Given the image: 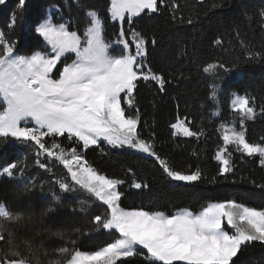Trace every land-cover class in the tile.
<instances>
[{
	"label": "snow or ice",
	"instance_id": "snow-or-ice-1",
	"mask_svg": "<svg viewBox=\"0 0 264 264\" xmlns=\"http://www.w3.org/2000/svg\"><path fill=\"white\" fill-rule=\"evenodd\" d=\"M197 2L207 4L205 17L226 6L223 0ZM5 4L6 0H0V5ZM15 8L5 29L0 30V144L30 148L41 169L52 172L49 162L59 164L66 175L52 181L58 191L50 189L51 199L38 208L33 195L38 189L43 193V186L27 179L20 163L0 168V179L19 181L11 192V202L0 200V264H248L249 246H264V208L241 202L248 193L234 191L222 202L207 203L198 212L187 207L170 213L145 206L129 209L123 206L128 193L122 186L143 197L150 190L149 183L138 179L131 167L127 169L130 181L110 177L86 158L89 149L103 151L102 144L139 153L176 182V188L229 182L234 174V153L258 158L264 168V137L253 143L246 135L247 122L257 115L255 98L233 92L234 116L224 121L216 107L219 84H213L208 96L216 107L212 115L222 121L216 131L223 130L219 137L222 144L213 156L218 162L214 176L209 178L199 164L194 168L190 165L189 170L174 168L158 151L155 133L145 137L139 128L136 93L140 82L166 93L171 81L146 63L149 44L157 45L155 36L149 40L143 31L131 26L137 18H154L165 11L174 22L189 27L200 24V17H185L177 0H110L109 17L121 27L114 39H108L105 21L94 7L84 8L82 31L73 29L71 21L30 16L29 0H16ZM259 18L264 29V10ZM125 24L131 27L130 33ZM17 27L34 32L43 48L26 49L30 54H21L18 41L11 38ZM213 43L222 46L223 41L217 38ZM240 43L245 62L264 63V50ZM237 68V64L217 62L208 63L202 71L218 80L221 73L230 74ZM259 111L264 114V105ZM194 125V118L177 114L169 127L173 137L197 142L207 139L203 123ZM252 184L264 198V183ZM74 194L78 206L63 202ZM63 209L81 216L86 224L71 232L53 231L46 221H57ZM22 228L32 235L21 238ZM45 234L49 240L62 243L49 252L45 242L37 240ZM85 236L106 237L108 242L98 250L81 251L77 245Z\"/></svg>",
	"mask_w": 264,
	"mask_h": 264
},
{
	"label": "trees",
	"instance_id": "trees-1",
	"mask_svg": "<svg viewBox=\"0 0 264 264\" xmlns=\"http://www.w3.org/2000/svg\"><path fill=\"white\" fill-rule=\"evenodd\" d=\"M180 12L185 16H199L201 23L189 27L174 22L167 11L153 17L137 18V23L131 27L143 31L149 40L155 36L157 45L148 46L146 63L158 74H162L171 83L167 84V92L157 91L154 85H145L140 82L136 93V104L140 111L141 123L139 128L143 136L147 137L154 132L156 146L161 155L166 156L172 166L179 170H189L199 164L205 174L210 178L216 174L218 162L213 159L217 145L222 144L219 139L221 131H216L222 122L220 118L212 115L218 107L224 121H230L234 114L231 109L232 93L249 95L255 98L257 115L255 120L247 122V138L250 142L259 143L264 137V114L259 109L264 105V63L245 62L244 49L241 41L257 51L264 50V29L261 28L259 12L264 10V0H223L225 7L204 16L207 4L200 5L197 0H177ZM247 7L241 9L240 5ZM16 0H6L5 5H0V30H4L6 21L10 18L15 8ZM56 5L57 7H53ZM94 7L105 21L106 36L114 39L120 31L121 25L110 19L108 8L110 0H29V15L52 17L53 22L71 21V27H85V7ZM247 13L245 15L244 13ZM251 16V19H248ZM131 27L124 25L126 31ZM239 33V36H237ZM130 37V35H129ZM12 39L18 41L17 47L21 54H30L32 51L41 50V40L34 32H26L22 27H17ZM223 41L222 46L214 45L215 39ZM223 62L229 65L237 64L238 68L230 73H221V79H214L202 71L208 63ZM213 84H219L218 105L212 106L208 100ZM203 105V107H202ZM179 114L194 118L195 125L203 123L207 134L200 141L171 135L170 123L174 122ZM101 148L89 149L86 158L101 173L110 177H119L130 181L127 169L131 167L136 172L138 179L146 180L150 190L143 197L132 195L127 185L122 188L128 193L123 200L126 208L140 206L172 212L178 208L187 207L194 212L210 202H222L225 196L234 191L248 193L241 201L249 206L264 208V198L259 194V189L253 187L252 182L264 183V168L259 164L258 158L241 156L234 153L232 162L234 174L230 180L220 184L185 185L176 188L169 178L162 173L150 158H142L127 149H114L106 144ZM35 152L20 145L0 144V168L8 163H20L24 167L25 177L35 180L43 186V193L39 189L34 193L33 199L39 208L51 199L50 189L58 191V186L52 183L57 178L66 175L62 165L52 164V172H46L36 163ZM43 161V157H41ZM26 165V167H25ZM223 179V178H221ZM234 180L236 183H232ZM19 181L0 179V200L7 199L11 202V192ZM255 193V195H251ZM87 199V194H81ZM63 201L65 204L78 206L75 198ZM46 197L47 199H42ZM46 224L53 231L64 229L74 231L83 227L86 221L81 216H72L68 209L60 212V217L55 222ZM20 237L31 236L26 229H19ZM43 240L49 252L58 246L61 241L49 240L47 235L37 237ZM108 242L106 237H82L78 242L81 251L91 252ZM23 247V245H21ZM248 264H264V246L256 244L249 246L246 253Z\"/></svg>",
	"mask_w": 264,
	"mask_h": 264
},
{
	"label": "rangeland",
	"instance_id": "rangeland-1",
	"mask_svg": "<svg viewBox=\"0 0 264 264\" xmlns=\"http://www.w3.org/2000/svg\"><path fill=\"white\" fill-rule=\"evenodd\" d=\"M49 17V16H48ZM114 22H117V21H114ZM117 23H119V22H117ZM129 39H131V36L129 37ZM43 48V44H42V41H41V49ZM222 131L223 130H221V134H222ZM130 151V150H129ZM132 152V151H131ZM133 153H135V152H133ZM135 154H138V155H142V154H139V153H135Z\"/></svg>",
	"mask_w": 264,
	"mask_h": 264
}]
</instances>
